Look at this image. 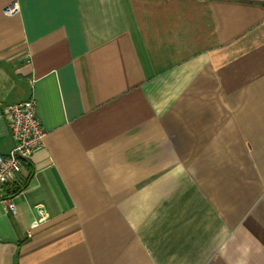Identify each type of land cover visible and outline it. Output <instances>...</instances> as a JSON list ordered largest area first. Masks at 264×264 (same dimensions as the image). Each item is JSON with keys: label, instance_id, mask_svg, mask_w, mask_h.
Masks as SVG:
<instances>
[{"label": "crops", "instance_id": "crops-1", "mask_svg": "<svg viewBox=\"0 0 264 264\" xmlns=\"http://www.w3.org/2000/svg\"><path fill=\"white\" fill-rule=\"evenodd\" d=\"M33 96L0 264H264V0H0L1 153Z\"/></svg>", "mask_w": 264, "mask_h": 264}, {"label": "built area", "instance_id": "built-area-1", "mask_svg": "<svg viewBox=\"0 0 264 264\" xmlns=\"http://www.w3.org/2000/svg\"><path fill=\"white\" fill-rule=\"evenodd\" d=\"M17 10V6L12 5L6 13L13 14ZM37 105V99L33 96L3 107L13 145L8 153L0 152V190L16 183L26 167L25 162H31L34 154L45 146L47 133L38 117ZM8 208L15 211L16 204L9 200Z\"/></svg>", "mask_w": 264, "mask_h": 264}, {"label": "trees", "instance_id": "trees-1", "mask_svg": "<svg viewBox=\"0 0 264 264\" xmlns=\"http://www.w3.org/2000/svg\"><path fill=\"white\" fill-rule=\"evenodd\" d=\"M25 166H26L27 169L30 171V173L33 172L31 162H25ZM28 179H29V178L24 179V180H23L24 182H22L21 184L17 185L16 188H14V189H15V192H19L22 188L26 187L27 182H28Z\"/></svg>", "mask_w": 264, "mask_h": 264}]
</instances>
